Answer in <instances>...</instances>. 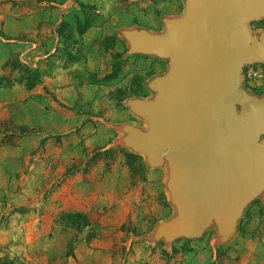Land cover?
I'll use <instances>...</instances> for the list:
<instances>
[{
    "label": "rangeland",
    "instance_id": "1",
    "mask_svg": "<svg viewBox=\"0 0 264 264\" xmlns=\"http://www.w3.org/2000/svg\"><path fill=\"white\" fill-rule=\"evenodd\" d=\"M175 1L177 6L165 10V0H0V161L20 162V175L24 161L40 164V149L48 139L58 148L59 138L73 134L79 148L77 178L62 167H52L54 180L27 184L22 176L15 182L0 177V264H264V190L232 221L213 220L199 235L185 236L170 178L167 183L147 180L149 164L139 166L136 159L142 157L132 149L136 146L123 143L135 139L138 150L146 137L138 135L148 123L126 128L124 117L135 102L156 100L158 91L151 84L171 67V59L165 58L157 73L148 74L152 66L133 51L128 35L146 33L142 21L151 24L146 23L150 33L158 29L165 35L166 22L186 14V0ZM81 24L86 30L80 31ZM245 25L261 42L264 14ZM38 31L47 32L46 38ZM116 64L119 70L108 79ZM27 67L40 77L32 89L25 86ZM56 72L59 85H45L44 78ZM238 73L240 91L264 102V58L239 66ZM60 94L66 103L58 99ZM233 105L240 112L239 104ZM41 106L52 114L71 112L72 123L40 119ZM48 127H55L58 139ZM26 136L30 138L23 140ZM61 160L64 166L65 157ZM109 162L112 167L107 168ZM137 178L144 183L143 198L133 191ZM62 202H87L90 210L60 211ZM53 204L57 206L48 210ZM69 220L80 223L79 228Z\"/></svg>",
    "mask_w": 264,
    "mask_h": 264
},
{
    "label": "water",
    "instance_id": "2",
    "mask_svg": "<svg viewBox=\"0 0 264 264\" xmlns=\"http://www.w3.org/2000/svg\"><path fill=\"white\" fill-rule=\"evenodd\" d=\"M185 17L167 22L163 36L128 35L136 51L171 58L156 80L154 102L133 110L149 123L143 151L157 161L166 151L181 234L197 236L211 216L231 221L255 190L264 189V152L252 150L256 130L233 124L232 103L243 102L238 67L264 58L245 23L264 14V0H186Z\"/></svg>",
    "mask_w": 264,
    "mask_h": 264
},
{
    "label": "crops",
    "instance_id": "3",
    "mask_svg": "<svg viewBox=\"0 0 264 264\" xmlns=\"http://www.w3.org/2000/svg\"><path fill=\"white\" fill-rule=\"evenodd\" d=\"M165 1H166V3H164V8H163L165 10H169V6L170 5L171 6H174V7L178 5V3L176 4V1L175 0H165ZM172 3L174 5H172ZM63 5H61L59 8H62ZM62 13H63V11H60V14H62ZM60 18H61V16H60ZM146 23L147 24H150L147 21L146 22L145 21H142V24H141L142 26L141 27L144 28L143 30H146L147 29V32H146L147 34H149V35L150 34H154L152 36H163V35H159L158 34V33H160V32H158V29H157V31L155 30L153 33H150L149 28L146 27L147 26ZM166 24H167V22H166ZM152 26H156V25L154 24ZM167 31H168V28H167ZM40 32L42 34V38H46L47 32L38 31L37 33L40 35ZM33 35H34V33H33ZM49 37H52V35H50ZM45 45H47V43H45ZM45 45H44V48L46 47ZM133 51L135 53L142 54V56L146 57V59H147L146 62H148L149 65L152 66L153 72H147L148 74H152V73L155 74V73H157V71H159V68L162 67L165 64V61L166 60H164V59L165 58H167V59L170 58V57H167V56H160V55L155 54V53H147V52H142V51H136L134 49H133ZM127 55H128V53H127ZM89 60L90 59L87 58V63H88ZM75 64H76V67L79 66V65H81L79 61H78V63H75ZM170 64H171V62H170ZM86 67H87L88 70H91L92 69V68H90V66H86ZM170 69H171V67H170ZM58 75L59 74L56 72V75H53L51 78H49V77L44 78V84L46 85L47 83L53 82L54 83L53 86L59 85V83L58 84L55 83L56 82L55 79L58 80V77H57ZM62 75L63 74L60 75V79L62 78ZM165 77H156V78H154L152 84L156 80L163 79ZM152 84H151V87H152ZM69 85H71V84L70 83H67V86H69ZM69 88L72 89V87H69ZM66 91L68 92V89L67 88H66ZM60 92H62V94L64 93L63 91H60ZM62 94H60V96L57 95V97H58V99L61 102L66 103V101H64L66 99V97L65 98L63 97L62 98ZM242 94H243V98H244L243 102H238V101L237 102H234L236 104H239V107L241 108L240 109V112H237V110H236L237 107L235 105H233L234 103H232V105H231L232 108H233V112H234V120H233L232 123L233 124H238V123L245 122L249 126H251L253 129H255L256 130V133H257V139H256V142H255V145L250 148V151H252V150H260V151H263L264 152V144H261V142L264 141V139H262V137L264 136V102H262L263 100H259L256 97L253 98L252 96L251 97L246 96V94H244V93H242ZM158 95H159V91H158ZM256 99H258V100H256ZM40 108L42 109L41 110V113H39L40 114V119L41 118H47V119L49 118L48 119V122H50V119L54 118V120H55V122H57V124H60L61 122H66L69 119H70L69 121L72 123V120L71 119L74 118V115L71 112H69L67 114V113H63L62 111H58V112H55V113L52 114L49 111H46L45 107L41 106ZM43 112H44V114H42ZM25 115H26V113H25ZM63 116H66V118H64ZM7 117H8V114H7ZM16 117H17V115H16ZM124 118H125V121H124L125 123H123V124H125L124 126L126 128L128 126L132 127V125H130V124L136 125L134 122H136L138 124L140 123V126H143L144 125L143 124L144 123L143 120L146 121V119H144L142 116H140L139 114H137L133 110V108H132V110L129 113L126 114V116ZM48 122H47V124H48ZM147 126H149V123H148ZM48 128H49L48 131H54V133H51L50 132L51 137L54 136L55 139H58L59 138V134H58L57 131L55 132V129H53L55 127H48ZM141 130L142 129H140V132H141ZM71 131H73L72 126H71ZM150 131H151V129H150V126H149V128H147L146 131L144 130L143 132H141L140 135H138V138L139 139L140 138L142 139V136L141 135L146 136L143 139V141L140 143L141 145H139L138 150H136L137 144L135 142L136 141L135 139H134V142H130L129 140H127V141H124L123 143L133 144L134 146H136V147H133L132 149H135L134 151H135L136 155L142 157V159L139 158V157L136 159L139 166L142 167V165H144V162H146V164L147 163L149 164V165L148 164L147 165L151 169L146 173L147 180L156 181L159 178H162V182H164V183L166 182L167 183L168 180H169V178H170L169 186H170V189L172 191V199H174V193H173V189H172L173 170H172L171 161H170V159L167 156V152L164 151L161 154L160 158H158L157 161H151L149 159V154L146 153L145 151H143V147L146 144L147 137L149 136ZM44 137H46V136H44ZM44 137H41V139L44 138ZM47 137L49 138V136H47ZM27 138H30V137H27L26 136V137H23L22 139L23 140H27ZM22 139H20V140H22ZM59 140L62 142V147H58V148L55 147V142H52L51 139H48L46 145H44V147L42 149H40V156H39L40 159L38 160V162H40V164H38L37 162H35V160H30V159L27 160V161H24L23 164H22L24 166V168L22 170L23 171V174H20V175L17 174V172H19V167L21 165L20 162L13 161V160H5V159L1 160L0 161V172H1L0 173V177L3 178L4 180H6L7 182L8 181L15 182V179L14 178L17 179L18 176H22L24 178L23 180H25L27 184L29 182L33 183V181H36V180L39 181L41 179H46V178L48 180H54L55 177H57V174H56V172H54V169L53 168L57 167L56 170H58L59 167H62V170L64 171V173L66 172V173L70 174L69 175L70 177H72L73 174H76L75 175L76 177L75 176L74 177L77 178L79 176V173H78L79 172L78 171V169H79V166H78L79 165V161H78L79 157L77 155L79 153V151H78L79 148L77 149V147H76L78 145V143H77L78 140H76V138L73 137V134H70V136L65 137V138H63V137L62 138H59ZM31 141L33 143V147L31 149H32V151H35L37 149V144L34 142V140L32 138H31ZM88 141L91 142L92 140H88ZM51 146H54V147H52V149H54V151L50 153V149L49 148H51ZM127 147H128V149L130 151L132 150L130 148V145L129 146L127 145ZM23 151H25V149H23ZM145 155H147L148 159L145 158ZM63 157H65L64 163H65L66 166L65 165L62 166V162H60V161H62L61 159ZM68 158L70 160L66 161V159H68ZM51 159H53V161H52V163H51V165L49 167V163H50V160ZM98 160L99 159H96L95 160V163ZM105 163H107V162H105ZM111 165H112V163L109 162V165H107V168L112 167ZM135 165H136V167L138 166L137 164H135ZM139 166H138V168H139ZM46 167H48V170L45 169ZM92 167L94 169V165H92ZM50 168H52L51 171H50ZM123 171H127V169L124 168ZM92 173H93V171H92ZM124 174H125V172H124ZM41 175H43L42 176L43 178L41 177ZM132 176H134V175H132ZM139 178H137L135 180V183H134L135 185L133 187V191H134V194L136 195V197L143 198V196H141V194H142V188L144 187V183L141 182V181H139ZM138 182H141V183H138ZM262 190H264V189L263 188H259V189L255 190L254 193L252 194V196L250 197V199L251 198L253 199L254 197H257L256 195H258L260 192H262ZM59 193H60V191H59ZM261 195H263L261 197L263 199L264 198V192H262ZM61 199H62V197L60 196V200ZM65 199H67V198H65ZM249 200H247V201H249ZM59 205L62 206L60 208V211H83V212H89V210H90V206H89V204L87 202H85V206H79V204L72 203V202H69V203H66V204H64L62 202V203H59ZM55 206H57V205H55V204L50 205L48 207V210L49 209L51 210ZM242 206H241V208H242ZM240 209H239L237 215H239V213L241 211ZM213 220H217L216 216H211L210 217V220H209L208 224L206 225V227L209 226ZM225 222H229V221H225ZM225 222H222V224L225 223ZM219 223H221V222H219ZM203 231H204V229L202 230V232Z\"/></svg>",
    "mask_w": 264,
    "mask_h": 264
},
{
    "label": "trees",
    "instance_id": "4",
    "mask_svg": "<svg viewBox=\"0 0 264 264\" xmlns=\"http://www.w3.org/2000/svg\"><path fill=\"white\" fill-rule=\"evenodd\" d=\"M89 25V24H88ZM81 30L80 31H83V30H86V27L87 26H84L83 24H81ZM117 70H119V65L118 64H116V65H114V71L107 77L108 79H112V78H114V76H115V74H116V72H117ZM25 72V74L26 75H28L27 77V79H26V81H25V86H26V88L27 89H32L33 87H35V85L36 84H38L39 83V81H40V77H39V74H38V72L37 71H35V70H31L29 67H27V68H25V70H24ZM29 134V132H27V131H22L21 132V135H28ZM70 216V215H69ZM76 216H78V217H80V215H78V214H76ZM71 217V216H70ZM73 217H75V215L73 216ZM69 222H70V224H72V225H74V226H76V227H78L79 228V225H80V223H78V222H76L75 220H69ZM84 226V225H83Z\"/></svg>",
    "mask_w": 264,
    "mask_h": 264
}]
</instances>
